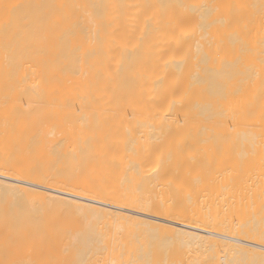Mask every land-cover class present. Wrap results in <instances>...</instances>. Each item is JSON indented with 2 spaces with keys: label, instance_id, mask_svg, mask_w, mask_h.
Wrapping results in <instances>:
<instances>
[{
  "label": "bare ground",
  "instance_id": "obj_1",
  "mask_svg": "<svg viewBox=\"0 0 264 264\" xmlns=\"http://www.w3.org/2000/svg\"><path fill=\"white\" fill-rule=\"evenodd\" d=\"M230 1L0 0V111L62 107L127 131L100 125L89 136L85 125L71 137L69 159L54 150L70 146L60 126L22 139L20 128L0 122V264H50V253L115 264L123 253L182 245L264 260V234L218 232L227 230L213 219L212 171L170 166L177 176L165 179L172 149L158 158L146 149L247 134L224 79ZM190 149L182 151L191 158Z\"/></svg>",
  "mask_w": 264,
  "mask_h": 264
},
{
  "label": "rangeland",
  "instance_id": "obj_2",
  "mask_svg": "<svg viewBox=\"0 0 264 264\" xmlns=\"http://www.w3.org/2000/svg\"><path fill=\"white\" fill-rule=\"evenodd\" d=\"M224 13L227 15V27L222 31V34L227 38L226 57L228 63L224 73L228 88L226 91L230 97V109L234 106V110L239 115L242 114V125L240 120L239 126L240 128L242 126L247 134L242 139H229L226 143L195 144L198 147L203 146L202 150L193 144L190 145V143L177 144L172 142L167 144L168 142L161 143V141L148 144L146 149L149 150L150 145H152L153 149L150 148L149 151L152 149L153 152L155 149L157 158L159 152L164 155L168 149H172L169 156L168 153L166 154L169 157L167 159L169 164L168 166L164 165L168 171H165V179L168 178L167 176L170 178L177 176L176 170L172 171L170 166L175 167L174 170L187 168L186 165L188 164L190 168L194 165L192 170L196 166L212 171L213 219L219 228L227 230V232L221 230L218 232L229 235H231L230 231L264 234V0H231L227 11ZM232 99H234V105ZM237 112H235V119L239 117ZM81 115L80 112L65 110L62 107L47 109L13 106L0 111V122L4 126L8 125L5 123L11 122L20 128L22 139H33V136L39 135L42 125H50L54 128L60 126L62 137H67V143L70 146L65 152L56 149L53 145L54 150L57 156L69 159L72 157L71 137L79 135L85 125H89L86 127L88 129L85 130L90 132L89 136L100 125L101 129L110 133L126 135V129H121L114 120L108 123L107 120L98 122L94 118V120L86 123L80 118ZM42 128L45 129L46 127ZM254 135L257 137H253ZM35 145L38 146L40 143ZM140 145L145 146L146 144ZM178 145L184 146L180 148ZM189 146L191 149L188 148ZM136 147L138 148L139 145ZM207 147H209V151ZM177 148L181 149L179 150L182 154L178 153ZM186 148L190 149L191 158L187 156L189 151L187 152ZM141 149L145 148L141 147ZM28 150L33 151L34 148L30 147ZM77 150L84 152L83 149L78 148ZM182 150H186L187 154ZM203 150L205 154H202ZM196 151L198 152L195 153ZM193 153L200 155L193 158ZM161 155L160 157H162ZM166 158L164 157L162 160L159 158L158 161L163 165ZM159 162L157 163L161 165ZM178 164L179 167H176ZM207 169L205 170L207 171ZM197 171H201V169ZM159 182L161 181L159 180ZM56 212L60 217H69L73 213L68 210ZM72 216L77 221L87 220H84L80 213L72 214ZM232 235L237 236V234ZM154 240L156 241L151 240L154 242V246L155 243L160 248L165 247V244L166 246L168 244V247L174 245L173 249L177 246L180 250L184 248L186 252L183 253L184 249L181 252L174 249L176 253L174 250V253H123V258L117 260L115 264H264L262 258L255 255L251 256L248 253L241 255L242 253L226 252L220 248L212 251H207L206 248L205 250L198 248V251H192L188 248L191 245L184 246L178 240ZM179 245L183 247L181 246V248ZM191 247L193 248V246ZM77 254L80 253H50V264H105V261L95 260L93 256L92 258L88 257L85 262L79 263L76 258ZM87 254L91 255L92 253Z\"/></svg>",
  "mask_w": 264,
  "mask_h": 264
}]
</instances>
